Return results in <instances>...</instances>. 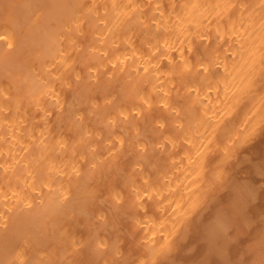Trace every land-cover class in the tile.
<instances>
[{
	"label": "bare ground",
	"instance_id": "1",
	"mask_svg": "<svg viewBox=\"0 0 264 264\" xmlns=\"http://www.w3.org/2000/svg\"><path fill=\"white\" fill-rule=\"evenodd\" d=\"M262 125L264 0H0V264H78L83 228L117 254L106 201L131 205L147 253L134 264H156Z\"/></svg>",
	"mask_w": 264,
	"mask_h": 264
},
{
	"label": "rangeland",
	"instance_id": "2",
	"mask_svg": "<svg viewBox=\"0 0 264 264\" xmlns=\"http://www.w3.org/2000/svg\"><path fill=\"white\" fill-rule=\"evenodd\" d=\"M117 89L119 90V88H117ZM94 93L98 94L97 96L100 98L101 94L99 92V89H95V92L92 91V94H94ZM67 95H68L69 99L72 98V96H71L72 92L71 91H68ZM81 99H83V100H81L82 103H80V101H78V106L88 114L89 109H88V103L86 102V98H85V100H84V98H81ZM154 115H156L155 112H154ZM92 118H94V117H90V119H89L91 125L104 128L103 125H100V123L97 124L98 122L94 120L96 123L95 124L93 122ZM149 119H151V118H149ZM152 123H154V122L152 121ZM167 123L171 124L169 122H167ZM167 123L165 124V125H167L166 127L170 128V125H168ZM147 125H148L150 136H146L145 138L146 139L151 138L150 140L156 141V139L158 137V139L163 141V142L161 141V145L159 144L158 149L152 150V152H151L152 155H154L156 157L158 162H161L164 165H166V163L168 164L169 163L168 162L169 161L168 153L171 151V149H173V147L170 145L171 143L166 144V143H168L167 141H169V140H166V138L163 136L161 137V135H162L161 131L163 129L160 131V129L156 127V126H158L157 124H152V126H151V123H148ZM149 125H150V127H149ZM158 127H160V126H158ZM150 129H151V131H150ZM156 129H157V131H155ZM154 131H155V133H154ZM157 132H159V134H157ZM256 133H254L244 143V145L242 147L243 149L241 150L242 153L238 152L239 154H236L237 157H235L233 159L236 162L231 161L232 164L230 162L227 165L228 170L233 169V172L229 171L230 173H228V174H230L231 178L233 177L234 180L231 179L230 176L227 174V178L228 177L229 178L226 179V175H225L222 178V180L220 181V183H221V184L219 183L220 185L218 184V182L216 183V185L218 184L219 187H218V185L216 186L217 188L212 186L213 188L210 187V191H208L209 190L208 184L205 183V184H207V185H205V187H206L205 188L206 189L205 197H204V199L200 205V208H199L197 214L195 215V219L196 220L198 219V221L194 222V220H193V223H188L187 224L188 226H185V228L183 229L184 233H186L188 231L187 233H188L189 238H188L187 242L184 243L183 240H177V241L173 240L172 243L170 244L169 250L166 253V255L160 256L156 264H170V263L171 264H177V262L179 264H193V263L199 264L201 261L202 262L200 264H205V263L206 264H218V263L219 264H257L259 262L258 257L260 256V254H264V239H263L264 238V229H263L264 228V224H263V222H264V147H263L264 146V125H262V127L259 129L258 133L257 134ZM157 135H159V136H157ZM96 138H97V136H96ZM163 143L165 144V146L163 145ZM163 146H164V148H162ZM102 151H105V150L102 149ZM159 152L162 155H160ZM109 155L107 156V158H110ZM165 160H166V162H165ZM258 160H259V163H258ZM109 162L110 161L108 159L107 163L109 164ZM108 166L109 165H106V164L101 166L102 168L104 167L103 168V174H102L103 178L100 182V186L97 189V191L101 197H104L103 195L106 194V192H107L106 187L108 185L107 183L110 181V179H112V178H110L111 174L109 172L110 170H108ZM106 167H107V169H106ZM165 167H167V166H165ZM236 168H237V170H236ZM151 170L153 171L152 167H151ZM235 171H236V173H235ZM241 180H242V182H241ZM223 181H225V182H223ZM246 181H248V182H246ZM115 182L117 184L116 179H115ZM228 182H229V184H228ZM235 183H236V185H235ZM240 183H241V185L243 184L242 185L243 187L240 185ZM233 184H234V187H237V188L234 189ZM119 185H120L121 190L125 194V197H127L129 195V189H127V186H126V188H125V186L123 188V186H122L123 183H120ZM241 187H242V189H241ZM252 187H253V189H252ZM232 188H233V190H232ZM256 189H257V191H256ZM219 190H221V191L219 192ZM245 190L247 191V194H246ZM252 190H253V192H252ZM208 194H210V195L212 194L211 197H209ZM212 196H214V197L212 198ZM230 196H232V199H230ZM210 200H212V201H210ZM224 203H225V205H224ZM228 203L230 204V207L228 206L229 205ZM101 206H102V208L106 209V211L108 212V216H109L108 219L109 220L107 219L105 221H108V223H109V226L107 224V227H108L107 234L110 237V241H112L113 243H116L115 245L120 249L117 252V254L116 253L113 254L111 249H109V248H106V250L104 249L105 253L103 252V249L99 248V250H97L98 248L96 249V247L93 246V239L94 238H91V237H93V231H89L88 228L80 229L82 236H83L84 245H83V247L80 246L78 248V255H79L78 264H104V263L110 264L111 263L110 260H113L112 264H134L136 261H138L137 259H140V257H144V259L146 260L147 259V253L145 252V250L143 249V247L141 246V244L139 243V240H138L141 233L139 231H136V233L134 234V232H132V230H130V222L131 221H130L129 217L133 212V210H131L132 209L131 205L126 204V206L124 205V208H123V206L121 204H119V205L115 204L114 205V203L106 201V202L102 203ZM204 206H205V208H204ZM221 206H222V209H221ZM112 208H114V210H112ZM207 209H208V211H207ZM231 209H233V210H231ZM201 212H202V214H200ZM208 214H209V216H208ZM221 214H222V217H221ZM224 214H226V215H224ZM223 216L224 217L226 216V218L228 217L227 219L229 220V223H228V220L226 218L224 219ZM240 216L244 217V220L246 223H245V226L239 230V229H236L234 225L232 227L231 223L233 222L235 217H240ZM91 218H95V217L92 216ZM222 218H223V221H222ZM96 219L97 218H95V220ZM111 219H113V221ZM211 220H212L213 225L218 226V227L222 226L228 230V234L226 235V237L217 235V234H219L217 228H214L216 230H214V229H208L207 230L206 226L202 227L201 224H199V222H205V221L210 222ZM102 221H104V220H102ZM102 221L100 222L101 224H102ZM105 221H104V223H105ZM97 222L99 223V221H97ZM224 222L228 223V225L227 224L225 225ZM111 224H114L115 225L114 227L115 228L117 227L118 229L117 228L114 229V227H113V230L110 231ZM124 230L127 233H125ZM118 231H121V232H118ZM130 234L132 237L133 236L134 237L132 238L130 236ZM137 235H138V237H137ZM118 236H119V239H118ZM129 237H131V238H129ZM255 238H257V239H255ZM84 239H85V241H84ZM120 239H122V240L120 241ZM205 239L207 241L203 242V240H205ZM217 240H218V242H217ZM260 243H262V246L260 245ZM253 244H254V246H253ZM209 247L211 248L210 250H208ZM94 248L96 249L95 251H94ZM193 249H195V251H193V255H192V253H190V252ZM100 250L102 252H100ZM140 250H141V252H140ZM96 251H98V252H96ZM128 251H131V254ZM120 252H121V255L119 254ZM207 252H210V253H207ZM205 254L207 256V259L204 256ZM238 254H240V255H238ZM133 255H135V257ZM136 255L138 256V258ZM218 256L220 259L218 258ZM92 257H95V258H92ZM105 257H107L110 260H108ZM106 260H108V261H106ZM241 260H243V261H241ZM103 261H106V262L102 263ZM189 261L192 263H190ZM207 261H209V262H207Z\"/></svg>",
	"mask_w": 264,
	"mask_h": 264
}]
</instances>
